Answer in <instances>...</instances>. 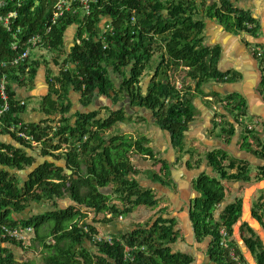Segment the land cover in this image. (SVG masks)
Returning a JSON list of instances; mask_svg holds the SVG:
<instances>
[{"label":"trees","instance_id":"obj_1","mask_svg":"<svg viewBox=\"0 0 264 264\" xmlns=\"http://www.w3.org/2000/svg\"><path fill=\"white\" fill-rule=\"evenodd\" d=\"M58 1L61 0H6L0 7L2 17L14 13L5 23L0 21V62L15 59L28 46V40L36 36L37 45L51 54L53 65L58 67L57 74L47 79L50 92L40 102L43 119L37 122L21 118L27 105L15 99L11 84H30L38 62L28 57L16 66L8 64L1 69L6 75L9 107L1 117L4 128L0 136L8 138V142L0 140V225L31 227L33 237L26 250L34 249L31 244L37 243L42 253L41 264H191V257L172 253L168 247L177 238L173 219L158 215L151 225L136 226L132 231L111 236V243L96 242L95 228L85 221L81 210L93 215L110 214L112 219L126 216L138 206H157L153 191L141 188L134 179L135 171L129 160L132 154L153 156L147 147L148 139L106 132L116 124L131 122L133 116L146 122L140 112L145 108L152 123L169 135L172 146L182 148L181 141L193 120L194 109L187 88L182 92L175 88L169 83L167 72L171 68L176 71L179 65L187 68L186 77L195 80L196 89L209 80H227L216 69L214 49L202 44V17L218 21L231 18L237 29L249 34L255 31L254 19L226 0H221L220 7L213 1L206 5L208 0H88L87 14L81 13L82 4L75 0L72 7L77 12L65 11L53 22ZM103 20L106 23L100 26ZM71 25L76 26L74 36L79 43L74 38L67 52L65 32ZM12 43H16L15 50L11 49ZM156 53L158 62L143 92L139 79ZM261 80L264 89V77ZM71 91L79 95L83 108L94 104L99 96L111 99L116 106L103 108L106 111L103 117L98 110L69 114ZM126 97L134 115L124 110ZM11 126L12 131L8 129ZM252 138L257 144L252 154L264 160V138ZM31 143L36 144L38 158L45 162L23 178L19 171H26L37 162L30 154L34 149ZM49 159L63 162L64 166L58 167ZM205 159L216 176L200 173L192 180L199 194L189 207L194 237L196 241L211 239L207 254L214 264H245L231 239L232 227L240 215V201L225 206L218 218H214V211L224 200L221 181H250L249 166L245 162L223 166L226 155L220 150L207 153ZM232 169L234 173L226 171ZM257 170L264 177V167ZM160 172L165 177L152 175L151 180L167 186L170 173L163 163ZM109 186L110 193L102 191ZM65 195L73 206L27 220L10 218V212H22L31 203L51 202ZM256 209L259 213L254 217L264 228V202L257 204ZM47 222L51 226H46ZM44 225L47 230L40 233ZM220 229H224L226 240ZM248 230L251 234L244 242L251 251L257 250V264H264L261 242ZM6 243L23 247L12 240L0 239V264H17L11 251L1 246ZM123 245L143 250L132 253L131 260H124Z\"/></svg>","mask_w":264,"mask_h":264},{"label":"crops","instance_id":"obj_2","mask_svg":"<svg viewBox=\"0 0 264 264\" xmlns=\"http://www.w3.org/2000/svg\"><path fill=\"white\" fill-rule=\"evenodd\" d=\"M212 1L219 7L222 5L221 0H208L206 5H211ZM226 1L233 7L250 13L256 24L254 33L249 34L237 29L231 18L227 21H218L215 18L210 19L199 15L204 23L202 44L214 49L217 54L215 59L216 69L219 73L224 74L227 80H209L196 89L195 80L180 73L179 80L176 81L186 82L187 91L191 95L190 102L194 109L193 120L188 125L187 131L184 132L186 145L183 143L182 148H174L169 135L156 127L148 114L145 117L146 122L143 123L151 125L152 128H146L148 133L147 135L143 134V136L148 139L147 147L152 150L153 156L136 154L133 157L130 156L129 159L135 171L134 179L141 188L154 191L157 206L154 208L138 206L136 209L140 210L142 219L141 221H129L130 226L121 219L122 217L111 219L110 214H102L103 219L98 220L100 214L92 215V213L93 220L91 217L88 220L85 218V221L93 225L97 235L115 236L120 233H127L134 230L136 226L151 225L161 216L162 219H173L175 221L174 231L177 238L174 243L168 245L172 253L177 252L191 257V264H214L207 254L211 239L205 237L200 241H196L194 237L192 224L189 220V207L192 201L199 197L192 186L193 178L200 173L216 176L205 159L206 154L220 150L226 155V160L222 162L223 166L228 165L230 162L235 165L241 162L247 163L250 169V181H221L224 188V200L214 211V218H218L228 204L235 200L240 201V215L232 227L231 239L237 245L245 264H257V250L251 251L244 239L250 236L251 233L248 230L250 229L253 233L252 237L258 238L264 249V228L254 217L255 213H259L256 205L264 202V177L260 176L257 170L259 167H264V160L257 158L251 152L256 150L257 147L252 137L264 138V90L261 80L263 67L259 58L252 51L253 47L258 46L264 54V0ZM74 32V29L70 33L65 32L67 52L72 45ZM67 35L69 38H67ZM67 40H69V45H67ZM44 52L45 50L41 49L36 53V57L39 59L32 56V59L38 63L31 83L25 86L11 85L16 100L26 102L36 98L40 103L49 94L50 89L47 85V79L49 75L57 74L58 67L54 66L51 60L48 61L44 58ZM178 67L185 70V72L187 71V68L181 65ZM39 74L40 80L37 78ZM170 80L169 83L173 84ZM174 86L175 88L180 86L182 92L183 85L181 83L174 84ZM142 91L145 92V90ZM110 95L113 96V94ZM102 97L97 98L95 105L92 104L87 108H83L79 103V95L71 91L69 100L72 107L69 114L84 110L101 111L102 108L111 107V99L103 97L111 102L103 104L101 102ZM221 102H226V104L221 105ZM111 109H114V107ZM238 116H242L257 125L255 130L249 131V133L245 129L242 130L236 122ZM21 118L29 119L25 122H35L43 119V114L36 115L31 109V114L26 115L23 113ZM217 123L219 124L217 127L219 134L214 133ZM7 139L0 136L1 141L8 142ZM162 163L170 173L167 186H162L151 180L152 175L165 177L164 172H160ZM29 170L19 173V175L24 178V175L30 173ZM234 171L235 169L229 170L230 173H234ZM65 196L51 202L31 203L22 212H10V218L13 221L27 220L33 216L52 212L55 209L73 206L71 200L68 197L66 199ZM158 210H161L160 214ZM81 211L83 214L85 213V210ZM49 241L47 240V243ZM1 246L11 251L17 264L26 263L27 261L41 264L40 257L39 263L34 257L33 249L26 250L28 246L20 248L7 243ZM14 250H17L18 253H25L27 255L24 256L26 260L20 263L14 255ZM28 251L32 253H28Z\"/></svg>","mask_w":264,"mask_h":264},{"label":"rangeland","instance_id":"obj_3","mask_svg":"<svg viewBox=\"0 0 264 264\" xmlns=\"http://www.w3.org/2000/svg\"><path fill=\"white\" fill-rule=\"evenodd\" d=\"M196 18V17H195ZM104 21V20H103ZM102 21V22H103ZM102 22L100 23V25L102 24ZM73 28V27H72ZM72 28L71 27H69L68 29H67V33H70V31H72ZM67 38H69V36L67 35ZM67 42V45H69V40H67L66 41ZM36 51H30L31 52V55H30V57L31 58H33L32 56H34V58H36V59H39L38 57H36V53H38V51H40L41 50V48H38V47H35L34 48ZM33 49V50H34ZM43 50V49H42ZM158 53H156L155 55H153L152 56V58H151V61L149 62V64L147 65V67H146V69L143 71V73H142V75H141V78L139 79V85H140V87H141V89L142 90H146L147 89V86H148V84H149V82H150V79L152 78V75H153V68L156 66V64H157V62H158V59L156 58ZM51 54L49 53V52H47V51H45V53H44V58H46L48 61H50L51 60ZM162 69V71H163V66L161 67ZM179 68V67H178ZM161 70L159 71V73H161ZM56 71H58V70H56ZM180 73H182L185 77H186V72H185V70H183V69H181V68H179V69H177L176 71H174L173 70V68H171L168 72H167V78L168 79H171L170 80V82L171 83H173L172 85H174V84H177V83H181L182 85H183V91L186 89V82H183V81H181V82H178V81H176L178 78H179V76H180ZM41 74V73H40ZM40 74L38 75V79L40 78ZM160 77V76H159ZM160 79V78H159ZM40 80V79H39ZM112 80L115 82L116 81V78H114L113 76H112ZM179 80V79H178ZM118 82V81H117ZM117 82H115V83H117ZM37 85H39V84H37ZM117 87V85H115V88ZM101 102H103V104L104 103H109L107 100H105L103 97H102V100H101ZM26 105H27V110H26V112H24V114H26V115H29V114H31V109H33V111L36 113V115H40L41 113H40V109H39V105H40V103L37 101V99L36 98H33V100L32 101H30V100H27L26 101ZM125 108V107H124ZM129 108V107H128ZM103 109V108H102ZM101 109V111L100 110H98L99 111V116H101V117H103V116H105V113H106V111L105 110H102ZM135 114V112H132L131 114H129V115H134ZM133 118V120L130 122V123H127V124H116L111 130H109V131H107L106 133H107V135H114V134H120V135H124V136H127V137H130L131 139H137V138H139V137H141V136H143V134H145V135H147V133H148V131L146 130V128H152V126L151 125H149V124H145V123H143V122H141L140 120H138V117L137 116H133L132 117ZM23 119V118H22ZM24 121H27V120H29L28 118L27 119H23ZM35 122H37V120L35 121ZM141 122V123H140ZM249 123V121L247 120V119H245V118H243L242 119V121H241V123L239 122L238 124L240 125V128H242V130H244L245 129V127H246V125ZM219 126V124L217 123L216 124V126H215V129H216V131H214V133H217V134H219V131H218V127ZM143 128H144V131H143ZM244 134V133H243ZM253 134H255L254 132H253ZM208 136V135H207ZM183 139V141H181L182 143H184L185 145H186V143H185V141H184V137L182 138ZM31 145L34 147V149L31 151L32 153H30L33 157H35L36 159H38V149L36 148V144H32L31 143ZM184 145V146H185ZM177 148V147H176ZM176 150V149H175ZM134 155H136V154H132L131 155V157H133ZM29 169H31V168H29ZM28 169H26V171H27ZM228 173H230L229 172V170H226ZM150 175H152V174H150ZM153 191V190H152ZM103 192H106V193H110L111 192V187L109 186V187H107V188H105L104 190H103ZM153 193H154V191H153ZM65 198L67 199V196H65ZM111 200L114 202V203H118V200H116V199H114V197H112L111 198ZM137 208V207H136ZM133 209L132 210V213H130V214H128V215H126V216H123L121 219L125 222V223H127V225H129L130 226V222L129 221H131V220H133V221H141V219H142V215L140 214V210L139 209ZM140 209H143V208H140ZM85 218H86V220H88V218H91L92 217V213L90 212V211H85ZM92 214V215H91ZM92 220H93V217L91 218ZM101 219H103V216H102V214H100L99 216H98V220H101ZM121 221V220H120ZM128 221V222H127ZM102 224V223H101ZM46 226H51V223H49V222H47V225ZM46 226L44 225L43 227H42V229L40 230V233H43V232H46V230H47V228H46ZM32 246H34L33 248V252H34V257L37 259V261H38V263H39V257H41V255H42V253H41V248L38 246V244L37 243H34V244H31ZM28 253H32V252H29L28 251ZM14 255H15V257H16V259L21 263L22 261H24V260H26V258L24 257V256H27L25 253H18L17 252V250H14ZM29 258H31L30 256H29Z\"/></svg>","mask_w":264,"mask_h":264},{"label":"built area","instance_id":"obj_4","mask_svg":"<svg viewBox=\"0 0 264 264\" xmlns=\"http://www.w3.org/2000/svg\"><path fill=\"white\" fill-rule=\"evenodd\" d=\"M5 1L6 0H0V7H2L5 4ZM74 1L75 0L58 1L55 5V10L57 11V13L55 16H53V22H54L55 18H58L59 16H61L65 11H70L72 13H76L77 8L75 6L72 7V3ZM78 1L82 4V7H83L82 11L87 14L88 13V5H87L88 0H78ZM13 15H14L13 13H8V15L6 17L0 16V21H3L5 23L7 18L11 17ZM105 27L107 28L108 26H105ZM248 28H250V26H248ZM36 41H37V39L35 37H33L30 40L29 44L34 46ZM11 49L12 50L16 49V43H12ZM252 51L255 53L256 57L259 58L260 62L262 60H264V54H263L262 50L260 49V47H258V46L253 47ZM29 52H30V48L25 47L24 50H22V52L15 59H13L7 63L0 62V132L4 128V123L2 122L1 117L8 110V107H9V97H8L7 86H6L7 85L6 75L1 72V69H5L6 65H8V64H10L11 66H16L19 63L23 62L25 59H27L29 57ZM261 65L263 67L261 77H264V63L261 62ZM25 70H27V69H25ZM176 88L181 91L180 86L176 87ZM224 104H226V102H221V105H224ZM242 119H243L242 116H238L236 118V122L241 123ZM18 126H20V125H17V127ZM256 126L257 125H254L253 122H249L245 127V131L247 133H249V131L255 130ZM8 129L10 131H12L13 126L9 127ZM17 135L24 137L25 139H28V137L23 136L21 133H17ZM219 233H220V235L223 236V240H226L227 237H226L224 229H220ZM32 236H33V229L31 227H22L19 225H17L16 227H9L6 224L0 225V239L12 240V241H14V242H16L22 246H29L30 239L32 238ZM94 238H95L96 242L105 241L107 243H111L113 240L111 236L97 235ZM222 242H224V241H222ZM138 249L143 250V247L137 248L135 246L129 247V246L123 245V258H124V260H131L133 258L132 253L136 252ZM231 256H232V254H231Z\"/></svg>","mask_w":264,"mask_h":264},{"label":"water","instance_id":"obj_5","mask_svg":"<svg viewBox=\"0 0 264 264\" xmlns=\"http://www.w3.org/2000/svg\"><path fill=\"white\" fill-rule=\"evenodd\" d=\"M108 102L111 103L110 101H108ZM127 103H128V99H127V97H126V99L124 100V102H123L122 105L125 107L124 110H125L126 113L129 115V114L132 113V111L128 108ZM95 104H96V103H94V105H95ZM92 108H93V107H92ZM133 111H136V109L134 108ZM140 112L144 115V117H147L148 114H149L145 108H141ZM44 162H45V159H43V158H38V159H37V162H36L35 164L32 165V167H31V169H30L29 171L31 172L32 170H34V169L38 166V164H43ZM48 162L54 163V164H55L56 166H58V167H63V166H64L63 162H60V161H54V160H50V159H49ZM24 172H25V171H19V173H24ZM28 173H29V172H28ZM66 173H67V175H70L71 172H70L69 170H67Z\"/></svg>","mask_w":264,"mask_h":264},{"label":"clouds","instance_id":"obj_6","mask_svg":"<svg viewBox=\"0 0 264 264\" xmlns=\"http://www.w3.org/2000/svg\"><path fill=\"white\" fill-rule=\"evenodd\" d=\"M81 13H83V11H81ZM14 14V13H13ZM14 16V15H13ZM106 23V21L104 20L103 22H102V24L100 25V26H103L104 24ZM72 29H74L75 30V28H76V26H74V25H71L70 26ZM74 34H75V32H74ZM33 37H35L36 39H37V41L35 42V45L34 46H32V45H30L29 44V42H30V40L33 38ZM33 37H31L29 40H28V46H26V47H28V48H30V51H33V49L35 48V47H38V48H41L40 46H38L37 45V43H38V37H36V36H33ZM74 38H75V36H74ZM75 42H76V44H78L79 43V40H77L76 38H75ZM42 49V48H41ZM44 50V49H43ZM45 53V52H44ZM29 57H30V52H29ZM13 84H15V85H17L16 83H13ZM12 85V84H11ZM33 237V236H32ZM30 245V244H29Z\"/></svg>","mask_w":264,"mask_h":264},{"label":"flooded vegetation","instance_id":"obj_7","mask_svg":"<svg viewBox=\"0 0 264 264\" xmlns=\"http://www.w3.org/2000/svg\"><path fill=\"white\" fill-rule=\"evenodd\" d=\"M261 79H262V77H261ZM114 106H116V105H115V104H111V107H108V108L111 109V108L114 107Z\"/></svg>","mask_w":264,"mask_h":264}]
</instances>
